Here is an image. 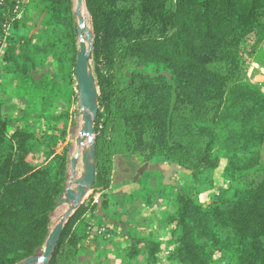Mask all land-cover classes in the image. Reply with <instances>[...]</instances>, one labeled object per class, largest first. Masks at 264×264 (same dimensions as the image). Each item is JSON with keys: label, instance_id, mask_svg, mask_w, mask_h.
I'll return each mask as SVG.
<instances>
[{"label": "trees", "instance_id": "16d2710c", "mask_svg": "<svg viewBox=\"0 0 264 264\" xmlns=\"http://www.w3.org/2000/svg\"><path fill=\"white\" fill-rule=\"evenodd\" d=\"M85 5L96 35L99 110L104 108L95 130L93 185L102 197L65 226L49 264H80L86 243H112L117 228L125 230L128 243L103 245L84 264L160 260L162 243L153 232L110 217L106 190L116 157L125 155L143 163L147 158L175 163L203 177L225 161L227 187L206 206L193 190L171 184L177 193L162 213V221L173 226L170 264H264V89L245 80L252 62L264 66V0H86ZM36 22L42 31H35ZM77 52L73 0H0V264L36 254L50 233L69 160L67 148H56L66 138L70 109L78 105ZM50 58L55 72L44 69ZM10 88L28 107L53 97L67 107L46 118L50 128L40 137L19 125L20 117L4 113L3 95ZM33 150L41 153L37 161L29 157ZM158 192L151 188L143 195L146 205Z\"/></svg>", "mask_w": 264, "mask_h": 264}, {"label": "rangeland", "instance_id": "374dc122", "mask_svg": "<svg viewBox=\"0 0 264 264\" xmlns=\"http://www.w3.org/2000/svg\"><path fill=\"white\" fill-rule=\"evenodd\" d=\"M74 3V11L76 0H73ZM85 6V5H84ZM30 15L35 19H38L36 11L31 10ZM84 17L88 23V25L93 29L92 18L89 12L86 9L84 10ZM37 17V18H36ZM40 19V18H39ZM76 21L78 24V19L76 17ZM35 31H42L41 25H37V22L33 24ZM95 34V32H94ZM96 39V35H95ZM78 49H79V36H78ZM93 54V53H92ZM91 68L95 74V62L91 57ZM45 70L49 72H55L57 70V63L53 58H50L46 65ZM0 73L2 70L0 68ZM6 79V77H5ZM245 80L249 83L256 85L257 87H262L264 89V66L260 63L254 61L250 64L248 72L245 75ZM10 93L3 95L5 98L4 105V113L7 116L12 118H19V125L26 124L30 130L35 131L37 135L43 137L45 133L48 132L50 128V122L46 120L50 115H59L60 112L66 109V104L62 102L60 98H51L48 103L52 102V105H48V103H43L42 100L37 99L31 106H26L25 99L19 100L14 97L13 88H10ZM12 91V93H11ZM78 109V110H77ZM71 113L68 117V131L64 141L60 142L57 146L58 152H62L65 148L68 149L69 160L66 168V179L64 191L57 199L56 206L54 211L51 213V228L50 230L58 223L61 216L66 212L68 205L64 204L58 206L59 200L64 197V193L71 179L77 178L81 175L83 171V163L82 157L80 156L78 168L76 174H73L71 170V158L75 154L78 149L77 138L80 135V129L83 124L82 115L80 114L78 105L77 107L73 106L70 109ZM104 113V108L101 107L99 110ZM25 114V116H23ZM99 116V115H98ZM59 127H62V120L56 122ZM98 127V117L95 123V130ZM97 134L95 133V136ZM33 161H37L41 157V153L37 150H33L29 156ZM154 163V162H151ZM143 164V159L136 156H119L116 157L115 160V169L112 173V185L111 188L106 190L108 195L109 204H110V214L111 218L131 221V227L143 233H152L158 237V240L162 243V252L160 255V260L156 262V264H170L167 261V256L169 254L170 249H172L173 245L171 242V231L173 226H167L162 221V213L165 209L169 208L172 205V198L177 193V189L174 186L167 185L164 183V175L160 172L152 171L153 173L148 176L139 177L137 181H134V177L137 174L139 167ZM225 165V161L222 160L220 166L213 171L212 173H206L203 176H192L191 173H181L174 172L172 179L174 180V184L176 186H186L189 189L193 190L197 193V197L201 203L205 206L209 204V202L218 197L220 187H227L223 179V166ZM163 167L168 168L169 164H162ZM150 171V170H147ZM140 179L141 182H138ZM212 180L213 183L209 184L208 180ZM201 182H204L201 184ZM207 182V183H206ZM151 188L160 189V192L155 193L151 196L152 205L148 206L145 203V198L143 195L147 193ZM139 191V192H138ZM169 195V199H165V196ZM102 197V193L99 191L92 190L87 194L86 199L83 204L79 207V209L73 214L70 220L66 225H72L73 220L77 218V214L80 213L81 208L84 205L92 204L99 202ZM97 199V200H96ZM85 206V208H86ZM88 209V208H87ZM85 211V209H84ZM83 211V213H84ZM87 216L90 215V211L86 210ZM115 216V217H114ZM109 219V218H108ZM97 226V225H96ZM118 233L115 235V240H112L114 245L121 248L125 246L129 238L124 235L126 234L125 230L122 228H117ZM127 229V228H126ZM100 241H104V239H100ZM46 242V241H45ZM102 243V244H101ZM111 242H100L90 240L86 243L88 249H85L80 255V264H84L85 261L92 258L96 252H99L102 248L101 246H109ZM111 243V244H112ZM45 244V243H44ZM44 244L39 247L36 254H41L44 251ZM111 264H115L114 261Z\"/></svg>", "mask_w": 264, "mask_h": 264}, {"label": "water", "instance_id": "95a60500", "mask_svg": "<svg viewBox=\"0 0 264 264\" xmlns=\"http://www.w3.org/2000/svg\"><path fill=\"white\" fill-rule=\"evenodd\" d=\"M85 1L76 0L74 11L78 19L77 33L79 36L75 76L77 80V91L79 93L78 108L82 115L83 124L80 129V135L77 138L78 149L71 158V170L73 174H76L80 156L82 157L83 171L79 177H73L71 179L64 193V197L58 202V206L67 204L68 208L58 223L50 230L44 244V251L41 254L31 255L18 264H49L67 222L83 204L96 180L97 147L95 123L99 113V87L96 76L91 68L95 34L83 14ZM147 170L162 173L164 175V183L167 185L174 184V180L172 179L174 172L192 173L188 169L178 167L175 163L165 168L159 163H151L150 159L147 158L146 162L139 167L134 181H137Z\"/></svg>", "mask_w": 264, "mask_h": 264}, {"label": "built area", "instance_id": "2783aa9c", "mask_svg": "<svg viewBox=\"0 0 264 264\" xmlns=\"http://www.w3.org/2000/svg\"><path fill=\"white\" fill-rule=\"evenodd\" d=\"M17 12H18V18H20L23 14V10L19 8V6H17ZM97 200V199H96ZM105 229L102 228L101 232H103Z\"/></svg>", "mask_w": 264, "mask_h": 264}, {"label": "bare ground", "instance_id": "6f19581e", "mask_svg": "<svg viewBox=\"0 0 264 264\" xmlns=\"http://www.w3.org/2000/svg\"><path fill=\"white\" fill-rule=\"evenodd\" d=\"M84 10H85V6L83 7V14L85 13ZM79 159H80V157H79Z\"/></svg>", "mask_w": 264, "mask_h": 264}]
</instances>
